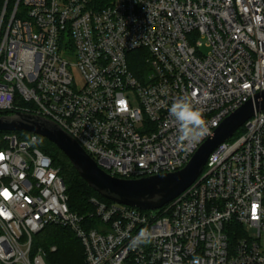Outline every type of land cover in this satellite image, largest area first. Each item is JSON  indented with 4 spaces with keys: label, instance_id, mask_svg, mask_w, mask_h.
<instances>
[{
    "label": "built area",
    "instance_id": "built-area-1",
    "mask_svg": "<svg viewBox=\"0 0 264 264\" xmlns=\"http://www.w3.org/2000/svg\"><path fill=\"white\" fill-rule=\"evenodd\" d=\"M0 10V110L50 119L119 178L182 168L169 115L184 97L212 134L264 90V0H14ZM207 48L206 54L199 50ZM161 208L91 198L69 209L38 136L0 134V264H47L50 225L79 240L83 264H264V109ZM239 128V129H240ZM142 229L151 242L131 247Z\"/></svg>",
    "mask_w": 264,
    "mask_h": 264
},
{
    "label": "water",
    "instance_id": "water-1",
    "mask_svg": "<svg viewBox=\"0 0 264 264\" xmlns=\"http://www.w3.org/2000/svg\"><path fill=\"white\" fill-rule=\"evenodd\" d=\"M264 109V90L226 116L179 170L140 178H119L106 173L78 142L57 123L32 113L0 115V132H28L52 143L79 177L99 196L140 209H158L176 198L200 175L208 156L229 139L255 111Z\"/></svg>",
    "mask_w": 264,
    "mask_h": 264
},
{
    "label": "trees",
    "instance_id": "trees-1",
    "mask_svg": "<svg viewBox=\"0 0 264 264\" xmlns=\"http://www.w3.org/2000/svg\"><path fill=\"white\" fill-rule=\"evenodd\" d=\"M5 0H0V10ZM14 0H8L7 10L10 12ZM11 114L9 111H1L0 115ZM242 128L236 132L235 136L242 132ZM20 138L29 136L28 132H15ZM37 146L49 155L55 166L59 167L60 175L66 186L69 209L79 215H85L93 211L91 198L110 203L111 201L99 196L79 177L77 172L69 163L68 159L57 148L47 140L38 136ZM36 245H41L45 249L56 246V251L48 253L47 264H83V251L79 240L66 227L50 225L46 226L36 237Z\"/></svg>",
    "mask_w": 264,
    "mask_h": 264
},
{
    "label": "clouds",
    "instance_id": "clouds-1",
    "mask_svg": "<svg viewBox=\"0 0 264 264\" xmlns=\"http://www.w3.org/2000/svg\"><path fill=\"white\" fill-rule=\"evenodd\" d=\"M168 111L177 123V139L181 147L195 145L211 135L203 112L189 99L180 97L174 100ZM151 239V232L142 229L137 236L132 238L130 246L137 247L148 244Z\"/></svg>",
    "mask_w": 264,
    "mask_h": 264
},
{
    "label": "rangeland",
    "instance_id": "rangeland-1",
    "mask_svg": "<svg viewBox=\"0 0 264 264\" xmlns=\"http://www.w3.org/2000/svg\"><path fill=\"white\" fill-rule=\"evenodd\" d=\"M199 50H200V52L202 53V54H206V52H207V48L205 47V46H201L200 48H199ZM237 131H239V129L237 130ZM15 133V132H14ZM0 134H1V132H0ZM37 237V236H36ZM36 239V238H35Z\"/></svg>",
    "mask_w": 264,
    "mask_h": 264
}]
</instances>
